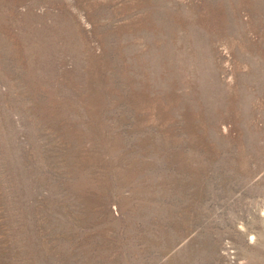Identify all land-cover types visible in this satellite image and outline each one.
Returning <instances> with one entry per match:
<instances>
[{
  "label": "rangeland",
  "instance_id": "obj_1",
  "mask_svg": "<svg viewBox=\"0 0 264 264\" xmlns=\"http://www.w3.org/2000/svg\"><path fill=\"white\" fill-rule=\"evenodd\" d=\"M0 264H264V0H0Z\"/></svg>",
  "mask_w": 264,
  "mask_h": 264
}]
</instances>
